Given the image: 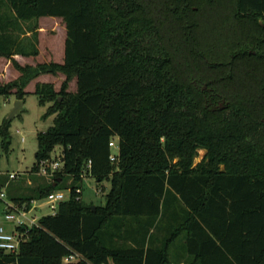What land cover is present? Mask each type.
Returning <instances> with one entry per match:
<instances>
[{
    "label": "trees",
    "instance_id": "trees-1",
    "mask_svg": "<svg viewBox=\"0 0 264 264\" xmlns=\"http://www.w3.org/2000/svg\"><path fill=\"white\" fill-rule=\"evenodd\" d=\"M5 1L14 18L0 19V61L20 76L0 80V110L2 97L24 102L40 75L66 76L59 91L35 86L55 119L37 134L31 173L57 146L63 167L8 198L30 208L71 194L37 226L18 228L19 252L0 249V264H172L180 242L176 264H264V0ZM43 17L65 24L64 62L22 66L13 57L39 54ZM9 130L0 121L6 151ZM86 174L110 182L105 205L77 193ZM5 182L0 175V191ZM72 254L80 259L64 262Z\"/></svg>",
    "mask_w": 264,
    "mask_h": 264
},
{
    "label": "rangeland",
    "instance_id": "rangeland-1",
    "mask_svg": "<svg viewBox=\"0 0 264 264\" xmlns=\"http://www.w3.org/2000/svg\"><path fill=\"white\" fill-rule=\"evenodd\" d=\"M14 16L6 3L5 0L1 1L0 9V19L1 21L8 23L12 20ZM27 28L26 25H23ZM39 28H41L42 33L39 36V46L41 54L36 60V65L41 62H53L54 60L59 62L63 61L65 53V41H66V28L65 24L61 19L55 20L53 17H43L39 20ZM7 61L2 60L0 63V72L4 71V83L16 80L20 73L17 69L11 66V69H4V65ZM41 76V75H40ZM34 80V79H33ZM32 80V81H33ZM43 82H49L54 85L55 89L59 91L63 82L66 80V76L58 72L57 74H46V78L39 79ZM76 80L73 79L69 83V91L76 92ZM28 94L23 102V111L19 112L17 115L10 118V115L15 108L16 102L18 101L15 95L10 97L1 98V110H0V121L10 120V135L11 144L9 150L6 151L4 146L0 147V175L2 179L9 180V174H17L18 179L12 180L19 185H26L28 182V177L34 179L37 176L42 177L39 173H31V170L36 164V152H37V134L39 132L46 131L50 126L54 124L55 115L51 114L44 117L51 106V102L46 104H41L38 96L34 94L35 82L28 85ZM20 131L21 133H19ZM24 138V141H22ZM62 147L57 146L51 154L53 161L56 160L57 156L62 155ZM205 155L204 150L199 151V157L195 160V163H199ZM115 161L114 163H117ZM50 182L53 178H48L43 176ZM6 181V182H7ZM5 182V184H6ZM71 179L66 178L62 184V187H68L70 185ZM11 184V183H10ZM4 185V190H6L7 195L9 192L13 195H17L16 192L26 193L24 189L16 191L14 187ZM23 186V187H24ZM111 184L109 181H104L101 185H98L96 180L89 174L83 177L82 182V201L89 206H103L106 203V196L109 193ZM64 193L68 195V190L63 189ZM37 209L33 210L29 216L31 218L40 219L43 216L54 214L55 211L51 210L48 205L45 204V200L36 202ZM182 243H178L172 246V255L174 261L172 264H176L178 259L183 256Z\"/></svg>",
    "mask_w": 264,
    "mask_h": 264
},
{
    "label": "built area",
    "instance_id": "built-area-1",
    "mask_svg": "<svg viewBox=\"0 0 264 264\" xmlns=\"http://www.w3.org/2000/svg\"><path fill=\"white\" fill-rule=\"evenodd\" d=\"M21 133L20 131H18ZM24 141V138H22ZM111 149L110 160L115 162L118 160L119 154V137L115 136L109 143ZM63 167L62 155L57 156L56 160H50L42 162L40 166V174L42 176L52 178L55 172L59 171ZM91 167V162L88 163V168ZM17 174H9V180L5 186H8L12 180L18 179ZM85 176V175H84ZM61 191L51 192L45 200V204L50 207L51 210L57 211L61 202L67 201L70 198L71 190H68V195ZM77 193H82L81 189L76 190ZM0 200H2L4 207L0 217V249L8 254H17L20 249V244L24 241L25 233L20 232L18 228H31L38 225V219L31 218L29 214L37 208L36 202L41 200L31 201V207L28 208L27 204L11 201L8 198L6 190L4 188L0 191ZM55 214V213H54ZM80 259L77 254H72L64 259V262H76Z\"/></svg>",
    "mask_w": 264,
    "mask_h": 264
},
{
    "label": "crops",
    "instance_id": "crops-1",
    "mask_svg": "<svg viewBox=\"0 0 264 264\" xmlns=\"http://www.w3.org/2000/svg\"><path fill=\"white\" fill-rule=\"evenodd\" d=\"M54 18V17H53ZM42 19V18H41ZM40 19V20H41ZM55 20H57V19H59V18H54ZM25 30V29H24ZM42 29L41 28H39V36H41L40 34L42 33V31H41ZM27 35H30V33H27ZM22 36H24V35H22ZM38 49H39V54L37 55V56H29V57H26V56H22V55H15L13 58L20 64V65H22V66H26V65H30V66H36V60L39 58V56H40V54H41V50H40V46L38 45ZM64 57H65V53H64ZM2 60H5V61H7V64H5L4 65V69L6 70V69H11V66H12V62H11V60H9V59H7V58H2L1 59V61ZM1 61H0V63H1ZM53 62H55V63H60V64H62L63 62H64V59H63V61H59V62H57V61H53ZM41 63H45V62H41ZM46 63H48V62H46ZM13 67V66H12ZM4 76H5V74H4V71H1V75H0V80L1 81H3V78H4ZM41 78H46V74H42L41 76H39L38 78H36V79H34L33 81H31L30 83H32V82H35V86H36V84L37 83H49V82H43V81H40L39 79H41ZM29 83V84H30ZM28 84V85H29ZM28 87V86H27ZM27 87H26V89H27ZM27 91V90H26ZM28 182L26 183V185L24 186V185H19V183H15V181L13 182V181H11L10 183V186L8 187V188H10V187H14L15 189H16V191H19V190H21V189H24V191L26 192V193H29V192H31V190L32 189H34V188H36V187H38V186H40V185H44V184H47V183H50V181L49 180H47L46 178H44L43 176L42 177H40V176H36L34 179H31L30 177H28ZM15 180H17V179H15ZM7 181V180H6ZM24 186V187H23ZM17 193V195H19L20 193L19 192H16ZM16 195V196H17ZM14 196V195H13ZM37 209V208H36Z\"/></svg>",
    "mask_w": 264,
    "mask_h": 264
},
{
    "label": "water",
    "instance_id": "water-1",
    "mask_svg": "<svg viewBox=\"0 0 264 264\" xmlns=\"http://www.w3.org/2000/svg\"><path fill=\"white\" fill-rule=\"evenodd\" d=\"M22 108H23V101L18 100L16 102L15 108L13 109V111H12V113L10 115V118H12L13 116L17 115L21 111Z\"/></svg>",
    "mask_w": 264,
    "mask_h": 264
}]
</instances>
